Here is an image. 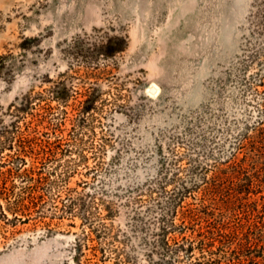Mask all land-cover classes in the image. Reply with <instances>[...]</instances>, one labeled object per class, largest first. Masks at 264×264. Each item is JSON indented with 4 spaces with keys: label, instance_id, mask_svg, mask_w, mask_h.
<instances>
[{
    "label": "rangeland",
    "instance_id": "obj_1",
    "mask_svg": "<svg viewBox=\"0 0 264 264\" xmlns=\"http://www.w3.org/2000/svg\"><path fill=\"white\" fill-rule=\"evenodd\" d=\"M0 55L23 66L0 77V116L31 80L48 97H69L46 112L50 124L36 122L45 139L59 129L53 140L65 155L49 162L60 176L58 212L45 202L43 222L5 228L0 264H76L78 243L90 263L102 251L106 264L124 260L132 245L131 264H149L142 239L152 240L159 223L162 175L182 171L184 152L222 162L238 131L258 118L249 84L264 73V12L257 0H0ZM96 89L102 98L79 128L76 108ZM41 105H33L38 115ZM80 192L95 197L87 223L60 214ZM139 195L147 197L136 202ZM132 205L148 215L127 246Z\"/></svg>",
    "mask_w": 264,
    "mask_h": 264
},
{
    "label": "trees",
    "instance_id": "obj_2",
    "mask_svg": "<svg viewBox=\"0 0 264 264\" xmlns=\"http://www.w3.org/2000/svg\"><path fill=\"white\" fill-rule=\"evenodd\" d=\"M257 5L263 13L264 0H257ZM22 49L25 51L24 46ZM0 58V77L17 72L23 67L16 62H6L1 55ZM262 71L255 74L259 76L255 87L249 84L258 93V118L238 131L230 144L231 151L227 157L222 158V162L207 165L199 154L191 153L188 156V152H184L179 156L181 163L186 160L181 166L182 171L166 170L160 178L159 223L152 233V240L142 239L149 264H264ZM35 87L34 80H31L26 92L16 97V102L0 116V237L7 227L30 221H34V224L43 222V218L50 214L41 210V205L45 202H51L54 210L52 215L58 212L52 202L55 201L53 193L59 188L60 176L54 173L56 169L54 171L49 162L55 160L57 153L58 156L63 155L60 146L53 140L57 138L56 131L59 132V129L54 128L51 134L48 132L50 137L45 139L36 122L45 124L46 120L49 123L46 112L54 115L58 109L61 110L62 103L68 102L69 97L67 94H59L56 99L50 95L48 97ZM101 95L98 89L88 93L76 108L74 118L77 121L79 119V128L81 125L85 126L88 116L95 111L96 104L102 98ZM52 99L58 101L57 108L50 103L47 106L41 105L43 101L48 103ZM37 103L41 105L40 115L34 111L33 105ZM9 114L12 119L7 122L5 117ZM78 127L73 123L72 128ZM77 132L79 134V129ZM57 141L59 143V139ZM212 156L214 154L209 153L205 158L213 159ZM66 161L63 158L60 165L66 166ZM67 162L68 168L71 167L70 161ZM45 169L48 171L45 172ZM169 185L174 187L168 189ZM148 192V196H152L153 188L148 189ZM143 196L147 197L139 195L136 202L141 201ZM94 198V194L89 192L76 193L69 197V203L63 206L60 214L64 219L78 217L85 223L90 222L94 216L90 213L93 207L95 209ZM105 206L107 215L112 217L113 203ZM147 215L139 212L136 206H131L124 239L127 246L131 241L130 232L144 230ZM91 230L97 232L94 226ZM81 247L82 244L78 243L76 264H106L105 258L108 256L103 251L101 255L94 254V261L90 263L91 261L81 257ZM129 249L125 259L117 256L114 264L133 263L136 249L132 245ZM112 251L115 250L111 249Z\"/></svg>",
    "mask_w": 264,
    "mask_h": 264
},
{
    "label": "water",
    "instance_id": "obj_3",
    "mask_svg": "<svg viewBox=\"0 0 264 264\" xmlns=\"http://www.w3.org/2000/svg\"><path fill=\"white\" fill-rule=\"evenodd\" d=\"M150 92L151 93H155L156 92V88L154 86L150 87Z\"/></svg>",
    "mask_w": 264,
    "mask_h": 264
}]
</instances>
